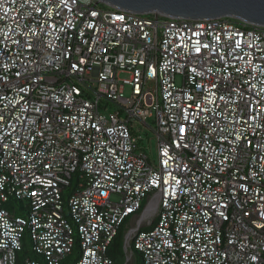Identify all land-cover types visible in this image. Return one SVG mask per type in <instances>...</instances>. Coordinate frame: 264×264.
<instances>
[{
	"label": "built area",
	"instance_id": "built-area-1",
	"mask_svg": "<svg viewBox=\"0 0 264 264\" xmlns=\"http://www.w3.org/2000/svg\"><path fill=\"white\" fill-rule=\"evenodd\" d=\"M134 217L143 264H264V26L0 0V264H115Z\"/></svg>",
	"mask_w": 264,
	"mask_h": 264
},
{
	"label": "water",
	"instance_id": "water-1",
	"mask_svg": "<svg viewBox=\"0 0 264 264\" xmlns=\"http://www.w3.org/2000/svg\"><path fill=\"white\" fill-rule=\"evenodd\" d=\"M134 13H156L171 18L233 17L264 26V0H96Z\"/></svg>",
	"mask_w": 264,
	"mask_h": 264
},
{
	"label": "trees",
	"instance_id": "trees-1",
	"mask_svg": "<svg viewBox=\"0 0 264 264\" xmlns=\"http://www.w3.org/2000/svg\"><path fill=\"white\" fill-rule=\"evenodd\" d=\"M154 224H155V222H154ZM126 228H127L126 226H123V228L121 229V231L119 232V234L115 238L113 245L111 246V248L109 250V255L113 259L115 264H125V262H126L127 253L124 249ZM151 228H152V226H150L148 228H144L142 230H149ZM26 245H28L27 242H26ZM132 249H134L133 246H132ZM134 254H136L141 260L140 263L138 261V264H143L141 254L136 252V251H134ZM22 257H23V254L21 253L19 255V262L20 263L23 259Z\"/></svg>",
	"mask_w": 264,
	"mask_h": 264
},
{
	"label": "rangeland",
	"instance_id": "rangeland-1",
	"mask_svg": "<svg viewBox=\"0 0 264 264\" xmlns=\"http://www.w3.org/2000/svg\"><path fill=\"white\" fill-rule=\"evenodd\" d=\"M148 152L150 153L149 156L151 158V160H156L157 159V151H156V147H155V144L154 146L152 147V152L150 150H148ZM132 219V218H131ZM129 219L128 221V225H126V235L129 234V232L132 230V229H135L137 227V221L139 219V217H134L132 220ZM157 219H155L154 222H156ZM154 222L152 223H144L142 225V229L144 228H148L150 226H153L154 225ZM138 261L139 263L141 262L140 258L136 255V254H133L131 252V250L129 249V252L127 253V257H126V262L125 264H138Z\"/></svg>",
	"mask_w": 264,
	"mask_h": 264
}]
</instances>
